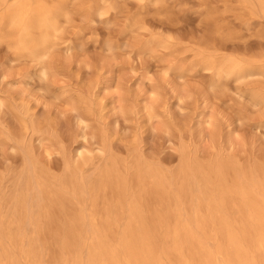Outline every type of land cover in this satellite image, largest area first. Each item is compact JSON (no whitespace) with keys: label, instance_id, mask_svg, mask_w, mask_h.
<instances>
[{"label":"rangeland","instance_id":"374dc122","mask_svg":"<svg viewBox=\"0 0 264 264\" xmlns=\"http://www.w3.org/2000/svg\"><path fill=\"white\" fill-rule=\"evenodd\" d=\"M256 4L67 0L69 18L61 20L57 45L45 59L46 76L37 61L18 56L0 41V223L11 220L12 197L21 191L28 157L53 190L60 188L57 180L67 169L74 168L80 186L76 193L70 186L63 191L71 207L86 214L95 197L98 220L106 216L104 207L118 203L114 182L101 179L115 165L125 194L124 205L116 208L115 242L133 195L146 216L168 210H180L183 219L194 216L199 181L187 167L200 168L215 181L213 171L223 167L224 185L233 191L260 179L264 101L255 97L264 96V75L215 86L214 71L204 65L209 59L264 64V14L250 11ZM158 177L164 186L156 184ZM90 180L96 187L100 183L93 197ZM185 182V195L175 200ZM228 195L224 214L235 223L247 212L238 196ZM206 211L203 205L199 214ZM17 227L12 230H22ZM24 231L27 238L34 234L31 227ZM151 232L163 264H202L206 253L213 264H225L236 252L211 231L194 229L195 240L181 245V251L166 227L156 225ZM60 233L39 231L33 259L71 264L74 251L61 247ZM243 246L249 258L256 254L248 243ZM6 248L16 251L18 264L33 261L13 244ZM81 255L87 259V248Z\"/></svg>","mask_w":264,"mask_h":264},{"label":"bare ground","instance_id":"6f19581e","mask_svg":"<svg viewBox=\"0 0 264 264\" xmlns=\"http://www.w3.org/2000/svg\"><path fill=\"white\" fill-rule=\"evenodd\" d=\"M0 10V41L8 43L18 56L37 61L41 65V74L46 76L45 59L57 45L61 20L69 18L67 0L52 3L51 0H0ZM250 11L264 14V0H257L255 8H250ZM204 65L214 71L215 86H224L232 78L264 75V64L255 65L236 60L218 62L209 59L204 61ZM255 99L263 102L264 96L259 94ZM114 167L104 171L101 179L114 182L113 189L117 193L118 203L104 207L102 210L106 216L98 220L100 209L93 197L96 194L92 193L98 191L99 182L96 187L95 183L89 181L93 197L91 210L89 214L83 213L71 207L70 196L63 191L70 186L76 193L80 186L74 168L67 169L57 180L60 188L53 190L48 182L42 179L36 162L28 157L20 177L21 191H17L12 197L11 220L0 223V264H18L16 251L6 248L8 243L18 247L25 257L36 258L38 252L34 245L38 241V232L51 233L53 229L55 233L61 232V247L74 251L71 264H163L156 253L155 238L151 232L156 225L166 227L169 233L173 234L174 246L179 251L182 250L181 245L195 240L194 229L200 233L211 231L216 236L224 237L228 245L236 249L234 257L228 259L225 264H264V173L260 179L243 182L233 191L224 185L223 167H217L213 171L216 181L200 168L187 167L190 175L199 181L200 195L194 216L183 219L180 210H168L164 215L146 216L137 197L133 195V199L127 204L129 216L126 224L115 242L112 237L120 216L116 208L118 205H124L122 199L125 194L123 179L115 165ZM156 184L164 186L165 181L158 177ZM30 186L33 192L29 191ZM187 189L188 184L185 182V187H181L174 195L175 200L181 199ZM228 194L231 197L232 194L238 196L241 210L247 212L235 223L229 221L224 214L226 202L229 200ZM1 199L3 197H0ZM203 205L207 211L205 215H200L199 210ZM147 220L151 224L147 223ZM169 221L173 222L168 224ZM14 225L22 230L17 227L18 232L13 231ZM30 227L34 234L27 238L24 229ZM84 234L87 237H84ZM182 237L185 239L182 240ZM245 243L252 246L256 253L250 258L247 256V248L243 246ZM200 246L203 245L200 243ZM84 248H87V259H83L81 255ZM31 264H39V260L33 259ZM182 264L190 263L185 261ZM202 264H213L209 253L205 254Z\"/></svg>","mask_w":264,"mask_h":264}]
</instances>
